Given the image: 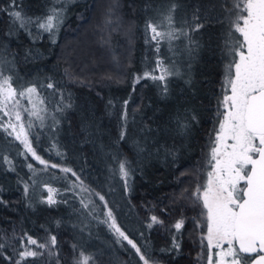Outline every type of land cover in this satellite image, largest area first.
<instances>
[{
	"label": "trees",
	"instance_id": "obj_1",
	"mask_svg": "<svg viewBox=\"0 0 264 264\" xmlns=\"http://www.w3.org/2000/svg\"><path fill=\"white\" fill-rule=\"evenodd\" d=\"M103 1L16 0L13 9L11 0H0V62L21 79L13 82L18 91L29 86L37 90L30 98L17 97L20 110H29L21 111V122L37 154L58 165L46 168L31 154L25 156L24 147L0 127V264H16L22 243H27L20 239L25 233L40 243L57 237L56 255L45 251L26 264H73L81 250L95 264H142L127 241L118 242L103 222L109 209L120 229L138 246H146L158 264H208L206 219L196 191L205 179L219 126V101L233 59L225 42L238 0H109L119 4L121 21L130 31L128 44L119 32L107 38L113 56L116 41L123 47L126 58L118 60L119 68L104 59L112 56L110 50L104 53L90 42L101 34L98 30L82 32L98 27ZM14 10L32 16L28 30L12 27L9 12ZM55 10L62 15L54 30L39 29L35 21ZM169 15L187 35L161 40L157 51L146 25L152 21L170 31ZM194 18L203 25L198 31L191 30ZM158 59L172 73L166 79L167 96L161 94L159 81L142 79L134 86V78L145 72L160 74ZM50 83L53 88L47 87ZM125 100L126 125L121 119ZM34 105L36 114L30 115ZM125 160L131 170L127 186L119 173V161ZM63 168L72 169L83 184ZM46 187L59 193L57 204L45 202ZM153 215L163 223L148 228ZM180 219L184 224L177 231L174 224ZM174 241L179 248H173ZM73 244L78 246L75 252Z\"/></svg>",
	"mask_w": 264,
	"mask_h": 264
},
{
	"label": "snow or ice",
	"instance_id": "obj_2",
	"mask_svg": "<svg viewBox=\"0 0 264 264\" xmlns=\"http://www.w3.org/2000/svg\"><path fill=\"white\" fill-rule=\"evenodd\" d=\"M10 7L17 8L16 0H11ZM3 10L7 11V9ZM174 10L175 5L171 11ZM9 15L13 23L18 24L19 27L33 23L25 18L20 10L11 11ZM112 15L114 13L110 10L109 16ZM233 15L234 19L231 21L230 32L225 42V48L233 59L227 65L225 82L228 86V94H224L219 101L223 111L218 110V116L222 119L219 120V131L211 145L210 155L214 164L212 171L207 173L206 184L198 187L196 199L202 200L201 214L206 219L208 264H213V248L220 250L216 253L215 264H264V0H238L234 5ZM60 17L61 12L55 10L43 21H35V24L39 29L51 33L60 22ZM166 19L171 29L167 32L159 31L160 26L152 21H148L146 25V31L151 33L150 39L157 43V51H159L161 40L167 38L171 41L178 35H187L183 29H175L171 15ZM193 22L195 27L191 29L192 31H198L203 26L195 22V18ZM107 23L111 26L113 21L109 19ZM156 64L160 74L145 72L143 76L134 78V86L142 79L159 81L162 82L161 94L167 96L166 79L172 73L164 67L163 60L158 59ZM66 75L70 79H77L70 71H66ZM13 79L11 75H4L3 71H0V108L8 107L11 102L12 110L15 112L16 123L9 121L8 128H11V132H8V135L15 133V139L22 142L25 149L22 154L25 156L31 154L34 160L39 161L46 168H57L58 165L49 164L42 159L28 139L24 124L21 122V111L29 110H17L20 109V101L17 97L30 98L31 94L36 93V87L29 86L18 91L13 87ZM47 87L53 88V85L50 83ZM128 104L129 100H125L121 117L124 125L127 121ZM64 106L71 107L70 104ZM32 114H36L35 105L30 112V115ZM177 124L180 127H186L180 120H177ZM2 126L0 121V127ZM4 130L7 131V128ZM125 136L126 126L122 127L120 133L121 139ZM4 162L9 165L10 170H15L10 160L4 158ZM27 166L30 169L33 167L32 164ZM62 171L71 173L76 181H80V177L72 169L63 168ZM119 173L125 179L127 186V181L131 179V170L126 160L119 161ZM80 184L82 185L83 182L80 181ZM75 187L77 185L73 182L72 188L75 189ZM200 188L203 189L202 193ZM27 190L28 185L25 184V193ZM58 194L57 190L49 187L45 202L49 206L57 204L55 197ZM99 199L103 201L104 197L99 196ZM81 205L85 209L89 207L83 200ZM106 217L103 222L116 233L118 242L120 238L127 241L142 264H158L146 246H138L120 229L110 209ZM149 221L148 228L163 223L155 215L151 216ZM56 224L59 226L60 221ZM183 224V219L177 220L174 228L179 231ZM81 230L83 231V228ZM20 239L22 242L26 240L27 243H22L23 250L18 251L16 264H26L29 258H38L45 251L49 256L56 255L54 249L57 246V237L55 235H50L44 243H40L27 233ZM225 243L228 245L226 250L223 247ZM77 247L76 244L72 245L74 252ZM173 248H179V244L175 241ZM3 249L4 244H0V255L3 254ZM73 264H95V259L91 254L81 250Z\"/></svg>",
	"mask_w": 264,
	"mask_h": 264
},
{
	"label": "rangeland",
	"instance_id": "obj_3",
	"mask_svg": "<svg viewBox=\"0 0 264 264\" xmlns=\"http://www.w3.org/2000/svg\"><path fill=\"white\" fill-rule=\"evenodd\" d=\"M109 0H105L103 1V4L101 6V8L99 9V12H98V15H97V20H98V27L96 25H93L94 23L90 24L92 27L91 29H88L87 27L82 31V32H86V35L90 34V32L93 30H95L97 32V30L101 33L99 34V36L97 37V39H93L94 41H91L90 42H95L93 43L95 45V48L99 49V50H102L104 53L105 52H108L107 50H110V53L112 52V56L110 54V56L108 55H104V59L106 58L109 62L112 63V65L115 67V68H119L120 66H117L119 64L118 60H125L126 56L124 54V51H123V47L118 44V42L116 41L115 44H114V48L116 49L117 51V55L113 56V50H112V47H110V44L108 42L109 39H107L108 37H110L112 35V33L114 32H119L120 33V36L121 38H123L124 40V43L125 44H128V39H129V28L125 25V21H121L122 18H120L119 16V13H118V10L119 9V4H115L114 2L110 1L108 3ZM108 3V4H107ZM106 4L109 6L106 7ZM109 8H113L111 9V11L114 13V15H112L111 17L109 16V12H110V9ZM48 9L50 10H54L55 8L53 6H50L48 7ZM53 11H50L47 15L51 14ZM153 14H155L154 12V9H153ZM22 15L27 18V19H32V16L30 17L29 15H24L22 13ZM62 15V14H61ZM111 19L113 21L112 25L109 26L107 21ZM173 24H174V21H173ZM11 25L13 28H19L18 24H14L13 23V20H11ZM28 26H29V23H27L25 25V27H22L26 30H28ZM174 27L175 29H177V26L174 24ZM183 26H181L180 28H182ZM180 28L178 30H180ZM184 29V27H183ZM159 31H162V32H165L164 30H161V28L159 27ZM239 35V34H238ZM105 41H107V43H105ZM107 48V49H106ZM109 53V52H108ZM0 71H3L4 75H11L14 79H13V82H21V79L18 81V77L17 75L15 74V72L11 71L10 70V67L9 66H6V64H3L2 62H0ZM116 71V69H115ZM118 71V70H117ZM116 71V72H117ZM19 84V83H18ZM225 94H228V86L227 84L225 85ZM17 110H20V109H17ZM223 111V108L221 107V112ZM10 113V114H9ZM0 114H2L3 117H1V121L3 123V126L5 128H7V131L8 132H11V128H8V123L9 121L11 120L12 123H16L15 121V112L12 110V105H11V102H9V105L8 107L6 108H0ZM220 119H222V117H220ZM3 127V128H4ZM219 131V126H218V129H217V132ZM216 132V133H217ZM14 139H15V133H13L11 135ZM215 137H216V134H215ZM215 137H214V140L213 142L215 141ZM16 140V139H15ZM18 143H20V145L23 147V144L21 141L19 140H16ZM3 146V144H2ZM211 148H210V152H209V166L206 170V173H205V179L203 181V184H206L207 182V173L212 171V165L214 164V161L211 160ZM242 183V182H241ZM48 188L49 187H46V196H45V199H47V196H48ZM198 189V187H197ZM203 189L200 188V192L202 193ZM197 192V191H196ZM202 201V200H201ZM206 235H207V227H206ZM206 243H207V240H206ZM207 245V244H206ZM224 249L226 250L228 245L225 243L224 244ZM220 251L219 249H215L213 248L212 250V254H213V264H215V261L217 259L216 257V253Z\"/></svg>",
	"mask_w": 264,
	"mask_h": 264
},
{
	"label": "flooded vegetation",
	"instance_id": "obj_4",
	"mask_svg": "<svg viewBox=\"0 0 264 264\" xmlns=\"http://www.w3.org/2000/svg\"><path fill=\"white\" fill-rule=\"evenodd\" d=\"M241 187H243V182L241 183Z\"/></svg>",
	"mask_w": 264,
	"mask_h": 264
}]
</instances>
